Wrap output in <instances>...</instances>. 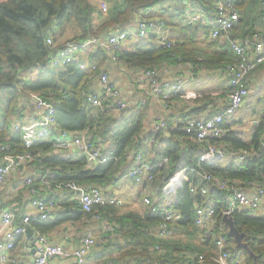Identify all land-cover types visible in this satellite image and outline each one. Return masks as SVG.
Wrapping results in <instances>:
<instances>
[{"label": "trees", "instance_id": "16d2710c", "mask_svg": "<svg viewBox=\"0 0 264 264\" xmlns=\"http://www.w3.org/2000/svg\"><path fill=\"white\" fill-rule=\"evenodd\" d=\"M215 2L216 0H120L116 2L120 9L113 10L108 20L94 27V7L88 0H0V143L8 142L13 152L24 150L22 131L15 130L13 125L23 123L19 102L30 93H37L52 102L57 129L85 131L88 137L111 146L107 161L91 166H88L84 157L66 158L59 154H44L55 149L53 135L38 140L31 146L34 157L31 164H36L39 167L38 173L46 177L45 183L36 181L34 189L49 186L52 192L56 186L60 188L55 192L58 204L54 214L45 220L32 221L28 235L33 232L47 234L65 223H76L88 218L74 194L63 185L75 182L113 187L124 179L133 182L122 173L125 155L129 151H142L143 157L149 162L150 172L155 175L154 191H158L180 167L187 168L186 180L174 188L175 209L179 218L170 223L173 237L160 240L154 236L159 214L150 212L148 208L143 212L128 209L126 202L122 203L120 198H117L120 204L99 207L102 220L118 226L109 232H115L119 237L117 260L137 256V260L148 259L149 264H189L191 258L204 254V261L200 264H219L214 257L215 240L223 236L225 245L222 251L227 253L229 264H264V213L258 216L249 215L246 211L231 213L234 225L239 232L244 233L242 241L257 255V262H254L248 251L235 248L234 240L226 234L222 216L228 207L230 190L220 189L214 182L206 183L200 177L201 173L209 172L226 180L229 187L237 181L249 180L264 186V147L261 146L264 101L249 141H243L227 124H223L224 133L220 138L203 143L193 141L190 135L184 133L183 123L188 118L199 117L204 108H193L177 120L167 114L171 102L176 98L167 100V109L159 110L165 115L166 125L156 134V143L143 150L142 142L145 137L149 138L148 133L143 138L138 136L148 122L147 117L153 104L151 98L145 95V87H141L142 83L150 87L148 80L152 76H148L147 72H153L156 81L162 84L158 72L164 70L163 65L190 62L192 65L198 63L203 67H224L227 70L228 66H234L237 62L233 51L228 46H222L223 52L200 61L192 46L195 32L184 38L171 36L174 46L165 48L158 42L154 27L149 26L146 36L136 37L131 45L114 51L115 61L102 44L112 33H128L132 27L135 29L140 20L148 23L152 21L154 25H162L171 31L173 23L188 20V11L199 15V23L195 25L208 34L207 31L212 30L211 25L215 21ZM263 2L264 0L235 2L241 16L239 26L243 31L240 40L250 38L257 30L252 27L263 16ZM71 21L81 31L79 37L72 38L81 44V51L94 45L87 53V60L89 63H96L95 71L81 69L77 61L51 65L56 49L47 45L45 38L50 34L55 39V30L64 32ZM183 27L190 26L186 24ZM113 64H116V69L123 65L127 70L126 74L114 75ZM100 72H104L108 81L120 89L124 99L129 86L127 83H132L134 92H137L130 95L133 98L136 94L131 99L132 105L116 117V111L108 99L103 100L99 106L85 102V95L93 90L90 88L93 82L96 79L99 82ZM33 73L35 77H30ZM131 75L136 80H139V76L144 77V80L142 78L135 84L131 82ZM118 76L121 80L119 84ZM160 98L162 96L159 95L158 99ZM155 105L158 111V103ZM208 143L224 152L237 155L247 151L248 155L239 165L233 160L225 165H209L200 161L197 156L198 151ZM163 158H167L166 163H163ZM50 174L53 176L50 177ZM143 185L147 187L146 184ZM193 186L198 188L194 193L191 192ZM200 187H206L207 193L201 194ZM51 192L49 195H52ZM108 192L114 195L113 192ZM35 195L34 197H40L38 193ZM31 197L29 195V199L22 202V197L17 196L18 205L13 209L16 216L25 212L24 207L33 198ZM210 205L215 210L211 237L196 225L197 207L208 208ZM197 239L198 243H195L194 240ZM104 244L103 249L107 247ZM154 245H159L162 251L154 250Z\"/></svg>", "mask_w": 264, "mask_h": 264}, {"label": "built area", "instance_id": "2783aa9c", "mask_svg": "<svg viewBox=\"0 0 264 264\" xmlns=\"http://www.w3.org/2000/svg\"><path fill=\"white\" fill-rule=\"evenodd\" d=\"M238 0H216L215 2V21L212 30L208 32V37L215 40L221 34L233 30L239 26L241 16L236 8L235 2ZM264 7V2L262 3ZM97 8L102 14H106L108 5L102 0ZM185 22L199 23V15L187 12ZM263 28L256 30L250 38H244L239 41L230 42L231 50L236 56L235 70L233 71L226 93V103L223 108L213 113H206L197 118H188L183 123V131L191 136L192 140L198 143L209 142L212 139L220 138L223 133V124H230L234 115L240 110L245 98L249 95L247 80L249 75L260 65L264 64V40L262 31L264 30V13L262 16ZM154 27L158 42L165 48L174 46L171 40L169 29L164 26H156L152 21H138L136 28L130 32L118 31L107 36L103 46L110 53L111 59L116 60L115 50L122 49L127 40L136 37L146 36L147 27ZM45 42L56 49L52 57L51 65L58 66L63 63L77 61L81 69L88 71L96 70V63H89L87 53L94 48V45L86 48L87 51H81V44L74 39H66L56 43L49 34ZM149 77L148 84L151 87L152 97H156L158 108L162 111L167 109V100L170 98L182 97L185 94L184 80L181 77H170L162 84L155 79L153 72L146 73ZM147 76V77H148ZM30 77H35L33 73ZM99 86L85 95V102L92 106H99L103 100H110L114 110L119 112L125 108L128 101L123 98L118 87L108 81L104 72L98 74ZM162 98L158 99V96ZM31 103L35 110H39V116L31 115L23 123L17 122L13 125L15 130L21 129L23 147L22 152H13L12 146L4 141L0 143V185L4 184L9 176H12L20 170L21 167L31 164L34 157L30 150L31 146L38 140L53 135V146L62 151L66 158L84 157L90 165L106 162L111 149L100 140H94L88 137L84 131L73 132L63 129H57L55 126V115L51 101L43 99L37 93H30L23 97ZM264 101V92L262 94ZM143 103V102H142ZM156 116H151L148 126L149 138H144L142 142L143 150L156 143V134L165 124L164 113L157 112ZM261 146L264 147V138ZM142 152V151H141ZM141 152L129 151L125 155L126 176L135 183L146 184L151 192L142 197V203L150 212L159 214V222L155 226L154 236L160 240H167L173 237V229L170 223L179 218L175 209L176 192L175 186L181 181L186 180V169L184 166L175 171L161 186L158 191L153 189L155 175L150 172L149 162L143 157ZM226 153L216 148L211 143L202 147L197 156L200 161L206 164H217L222 161ZM234 154H232L233 156ZM248 155L247 151L238 153L233 161L239 165ZM233 158V157H232ZM166 163L167 158H163ZM200 177L206 183L214 182L220 189H229L228 207L223 212L232 213L234 211H246L249 215L258 216L264 212V186L253 182H235L230 187L228 182L219 179L209 172H203ZM34 181L45 182L46 177L38 173L35 176L27 177L23 181L25 186H31ZM68 188L76 199L81 209L88 215L89 222H102L99 207L120 204L117 197L110 195L106 187L98 184H77L69 182L63 185ZM59 187V186H57ZM196 186L191 187V192L197 191ZM201 194L207 193L206 187H200ZM55 193L46 197H33L22 215L16 216L12 209H3L0 212V264H24L21 256L16 250L17 240L23 238L29 239L27 231L30 229L32 221L45 220L54 214L57 207ZM215 210L213 206L208 208L197 207L196 225L201 228L209 237L213 234L212 225L214 223ZM117 228L115 223L102 222V229L105 232H111ZM36 238V254L31 256V264H88L87 256L92 249H98L103 246L105 241L99 236L89 233L82 235L75 246H67L61 243H54L47 234L33 232ZM221 236V235H220ZM215 260L219 264H229L227 253L222 251L225 245L223 236L215 240ZM154 250L162 251L159 245H154ZM28 253L29 248H24ZM204 261V254H197L191 258L189 264H200ZM62 262V263H60ZM148 259L137 260V256L125 257L123 262L118 264H149ZM108 264H113L108 262ZM152 264H157L153 262Z\"/></svg>", "mask_w": 264, "mask_h": 264}, {"label": "crops", "instance_id": "0c3cea01", "mask_svg": "<svg viewBox=\"0 0 264 264\" xmlns=\"http://www.w3.org/2000/svg\"><path fill=\"white\" fill-rule=\"evenodd\" d=\"M89 3L94 7L93 13H92V24L94 27H97L98 25H100L102 22L106 21L109 19V16L111 15V13L113 12V10L115 9H120V6H118L116 4V2H119L120 0H104L107 5H108V9L106 14H102L101 11H99V9L97 8L98 4L100 1L102 0H88ZM188 24L190 27L184 28L183 26ZM249 26V25H248ZM247 26V27H248ZM252 27V25H250ZM133 28V27H132ZM128 30V31H132L134 29ZM176 28V34H173L172 30H174ZM252 28H254L255 30L257 29H262L263 28V24H262V17L260 18V20L258 21V23L256 25H254ZM247 29V28H246ZM172 30L170 31L171 36L172 34L174 36L172 37H189L191 36L192 33H194V40H193V44L192 46L194 47V51H195V56L198 57V59L201 60H206L208 57L221 53L223 52V47L222 46H228L231 49L230 46V42L232 40L234 41H239L241 39V35L243 33V31H241V27L238 26L237 28L230 30L228 32H225L223 34L220 35L219 38L213 40L211 38L208 37V34H205L202 29L198 28L197 25H195L194 23H189V22H183L180 23V21L175 22V25H172ZM208 33V31H207ZM263 34V38H264V30L262 31ZM81 35V31L80 29H78L77 25L75 22L71 21L67 24L66 29L64 30V32L60 33V35L56 36V38L54 39V41L56 43L62 42L66 39H72L75 37H79ZM135 39H131V40H127V42L125 44H123L124 47H126L127 45H131V43L134 41ZM264 40V39H263ZM101 44V43H100ZM92 45V44H91ZM199 47V49H198ZM87 49L84 51L86 52ZM114 69H112V73L114 75H122L123 73L126 74L127 70L126 68L121 65L118 67V69H116V64H113ZM162 67H164V70L161 71V69L158 72V78L160 79V82L166 81L168 78L170 77H181L184 80V89H185V94L182 97H178L176 99H174L171 102L170 108L167 112V114L174 116L175 119H179V117L185 113L190 111L193 108H204V112L200 113L199 115H203L206 113H213L216 111H219L223 108L224 104L226 103V93H227V87H228V83H229V79L233 73V71L235 70V65L234 66H228L227 70H225L224 67H222V74L219 75V77L224 78L225 80V90L223 91V94L221 95V103L219 106L216 105V101H214V99H212L213 97V93L210 92V87H207V92L206 93H193L194 88H196L198 86V84H208L209 86L214 85L216 83L213 82L214 79H216V75L215 74H207L206 70L199 65L198 63H195L194 65H192L190 62H183L180 64H169V65H163ZM161 67V68H162ZM215 68V67H214ZM211 68L210 69H214ZM232 72V73H231ZM206 76V78H204V76ZM126 76V75H125ZM133 77V75H131ZM144 80V77H142ZM139 80L135 81L134 80L131 82H134L135 84L138 83ZM118 84L119 82H121L120 77L118 76V80H117ZM116 82V83H117ZM133 83V84H134ZM130 84L127 89H126V96L125 98L129 101L133 98H135L137 92H134L132 83H128ZM247 84H248V89H249V95L245 98V101L243 102V104L240 107V110L243 111V116L238 118L239 122L237 121V123L242 122L243 117L248 116V109L252 108L253 111V115L256 116L254 113L257 114V117L259 116V113L261 111L262 108V104H263V99H262V94L264 92V64L258 66L248 77L247 80ZM99 86V82L98 79H96L93 84L92 87H90L91 89H95L98 88ZM141 87H145V95H147L148 98H151V101L153 102L152 107H151V113H149L148 117H147V123L145 125L144 128V133L139 136L141 138L144 137V135H146L149 132L148 126L150 123V118L151 116H156L155 114H157L158 111L156 110V105L157 104V99L156 97H152V94L150 92V88L147 85L145 86H141ZM136 93L134 95V97L132 98V96L130 97V95H132V93ZM218 92V91H216ZM203 101L204 103L202 105H199V103ZM19 109L22 110V115L23 117H21V121H26L29 119V117L31 115L34 116H39V110H35L31 103H29L27 100L22 99L19 102ZM215 110V111H213ZM237 119V118H236ZM236 119L234 118V120L232 121L236 122ZM231 123L229 125H231ZM251 124L255 125L256 121H251ZM84 133L86 134V132L84 131ZM250 140V138H249ZM248 140V141H249ZM107 147H110L109 144H105ZM219 149V148H218ZM59 154L62 155L63 157H65L62 153V151L58 150V149H54L51 152H44V154ZM226 153V152H225ZM228 156H224V158L222 159L221 162H219L221 165H225L228 162H230L231 160H233V156L231 153H227ZM152 156V155H151ZM69 158H74V157H69ZM227 162H226V160ZM88 166H91L90 164H88ZM126 167H127V163L125 162L123 169H122V173L123 175L126 174ZM39 169L38 166H36V164H29L26 165L24 167H21L20 170L18 172H16L15 174H13L12 176H9L6 180V182L2 185H0V212L3 209H15L18 205V201L16 200L17 196L22 197V202L26 201L29 199V195H32V197L36 196L35 194L38 193V195H40V197H46V196H50L49 192H51L50 187L49 186H44V188H40V190H35L34 189V184L36 181H34L32 183V186H25L23 184V181L25 180V178L27 177H32L35 176L37 174V170ZM53 174H50V177H52ZM124 179V177H123ZM126 179H124L123 181H121L118 185L116 186H107L106 189L108 191H110L111 193H114V196L120 198V195L124 196V197H128V194L131 193L130 191H132V193H137V196L139 198L138 201H140L141 203V207L138 209L140 212H143L145 210V206L143 205L141 199L143 196L149 194L151 192V189L149 187H145L143 184L140 183H134V182H128L125 181ZM45 183V182H44ZM48 184V183H46ZM131 184V186L129 187V185ZM49 185V184H48ZM58 188L57 187L54 189L55 191H52L51 194L55 193ZM27 190V192H26ZM34 194V195H33ZM141 196V197H139ZM31 197V198H32ZM121 199V198H120ZM120 203V202H119ZM29 204V201L26 203L25 205V211L27 209V206ZM264 213V212H263ZM102 222H105L104 220H102ZM102 222H89L87 218L76 222V223H65L63 225H60L59 227H57L55 230H53L50 233H47L48 237L51 239L52 242L54 243H61L63 245H67V246H75L79 240L80 237L82 235H85L87 233L95 236H99L100 238H102L105 241V244H107L106 248H98V249H92L91 252L89 253V255L87 256V260H88V264H108V262L113 263V264H118L119 262H123V259H119L117 260L116 258L119 255V251L118 248L120 249V246L117 244V235L115 234V232L113 233H109V232H105L102 229ZM118 227V226H117ZM28 233V232H27ZM32 238L33 235H29V239L28 240H24L23 238L17 240L16 242V250L19 252L20 256H21V261L24 264H31V256L33 255L31 250H32ZM195 243H198V239L194 240ZM104 244V245H105ZM24 248H29V251H27L28 253H26L24 251ZM62 263V262H60Z\"/></svg>", "mask_w": 264, "mask_h": 264}, {"label": "rangeland", "instance_id": "374dc122", "mask_svg": "<svg viewBox=\"0 0 264 264\" xmlns=\"http://www.w3.org/2000/svg\"><path fill=\"white\" fill-rule=\"evenodd\" d=\"M173 25H175V23H173ZM55 32H56L55 36L60 35V32L57 29L55 30ZM172 32H173V34H176V28L174 30H172ZM173 34H172V36H174ZM198 49H199V47H198ZM203 68L204 67H202V69ZM204 69L206 70L207 74H209V75L210 74H215L216 75V79L213 80V82L216 81V83L214 85H211V86H209L206 83L198 84V86L196 88H194L195 91H193V93H196V94L197 93H201V94L206 93L207 92L206 88L210 87V92L211 93L214 92L212 99H214V101L217 102L216 105L219 106L221 101H222L221 100V95L223 94V91L225 90V80H224V78L219 77V75H221L223 73L222 69L221 68H216V69L212 70V69H210L208 67H205ZM206 76L207 75H205L204 78H206ZM137 78H138V76H137ZM132 79L134 80V82L137 81L134 76L132 77ZM139 80H142L141 76H139ZM128 85H130V84H128ZM142 85L144 86L145 84L142 83ZM216 91H218V92H216ZM203 103L204 102L201 101L199 103V105H202ZM247 109H248L249 115L243 117L242 122L237 123V121L239 120L238 118L243 116V111L239 110L234 115V118L235 119L237 118L236 122L232 121V123L230 122L231 125L227 124V125H229L231 127V129L235 132V134H237L238 136H240L243 139V141H248L249 140L251 132H252V130L254 128V125L251 124V121H255L256 117H257L256 113H254L256 116L253 115L252 108L247 107ZM213 111H215V110H213ZM234 118H233V120H234ZM143 133H144V128H143V130H141L139 132L138 136L139 135L141 136ZM262 135H263L262 138H264V130L262 131ZM220 144L224 145L223 143H220ZM227 153H229V152H226V155H225L226 157L228 156ZM235 158H236V156H233V159H235ZM226 162H227V160H226ZM130 186H131V184L129 185V187ZM26 192H27V190H26ZM130 192L131 193L128 194V197H124V196L120 195L122 203L126 202V207L128 209L130 208L132 210H138L141 207V203H140V201H138L139 198L137 196V193H132V191H130ZM141 201H142V199H141Z\"/></svg>", "mask_w": 264, "mask_h": 264}, {"label": "water", "instance_id": "95a60500", "mask_svg": "<svg viewBox=\"0 0 264 264\" xmlns=\"http://www.w3.org/2000/svg\"><path fill=\"white\" fill-rule=\"evenodd\" d=\"M132 103H133V100H130L125 108L121 109L119 112H116L114 117L120 115L125 110H127L128 107L130 105H132ZM222 222L226 226L227 236L231 237L234 240L235 248H237V247L244 248L245 250L248 251L250 256L253 258V261L257 262V255L251 251V249L249 248V246L246 242L242 241V237H243L244 233L239 232V230L236 228V226L234 225L233 219H232V215L230 213H224L222 216ZM32 246L33 247H32L31 252H32V254H36L35 248L37 247V242H36V238L34 236L32 238Z\"/></svg>", "mask_w": 264, "mask_h": 264}]
</instances>
